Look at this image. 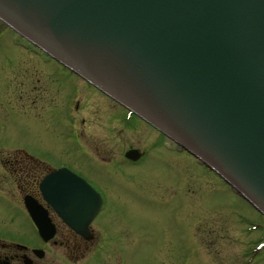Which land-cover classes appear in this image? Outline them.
<instances>
[{
    "label": "water",
    "instance_id": "1",
    "mask_svg": "<svg viewBox=\"0 0 264 264\" xmlns=\"http://www.w3.org/2000/svg\"><path fill=\"white\" fill-rule=\"evenodd\" d=\"M0 21L148 123L264 217V0H0ZM39 189L78 232L101 205L66 169L46 175ZM25 206L48 238L41 208L30 198Z\"/></svg>",
    "mask_w": 264,
    "mask_h": 264
},
{
    "label": "rangeland",
    "instance_id": "2",
    "mask_svg": "<svg viewBox=\"0 0 264 264\" xmlns=\"http://www.w3.org/2000/svg\"><path fill=\"white\" fill-rule=\"evenodd\" d=\"M13 38L0 23L1 98H8L9 87L17 103L14 113L0 101V120L14 114L11 123L8 118L0 122V180L12 172L6 162L18 149L49 167L81 156L80 167L98 170H84L87 177L99 179L108 194L94 225L99 230L110 221L113 237L122 232L116 237L122 244L117 251L109 249L114 244L98 247L96 264H264L263 216L187 152H177L171 141L139 119L127 117L126 109L82 82L87 111L79 128L80 148L61 132L59 136L60 112L55 110L61 109L77 81L72 77L62 85L52 82L47 78L53 73L52 63L45 64L44 57L23 48L18 38L15 44ZM8 61H13L12 68ZM10 75L16 78L14 88L6 83ZM132 148L145 153L140 163H127L125 153ZM6 187L3 181L1 212L14 200ZM9 188L18 193L14 185ZM8 227L0 223V235H9ZM103 238L98 244L104 243Z\"/></svg>",
    "mask_w": 264,
    "mask_h": 264
},
{
    "label": "flooded vegetation",
    "instance_id": "3",
    "mask_svg": "<svg viewBox=\"0 0 264 264\" xmlns=\"http://www.w3.org/2000/svg\"><path fill=\"white\" fill-rule=\"evenodd\" d=\"M0 23L4 27H6V29L9 30V32L13 35V42L15 44L17 43L16 39L18 38L19 40L24 42L20 44L23 48L28 49L33 53H37V55L41 57H44L45 64L52 63V66H54L52 71L53 73H50L47 76V78H50L52 82H59L60 85H62L65 83L66 78L70 79L72 77H74L78 82H72L73 84L71 86V89H69L66 96H64V103L61 104V109L59 108L57 109V111L55 110L56 113L60 112V120H58L57 122L59 126V136V133L61 132V135L66 136L67 139L74 140L75 142H77V144L79 142V128H81V125H84L85 123V119L82 118V115H85L83 112L87 111L84 108L85 103L83 101L85 89H82L81 82L85 84L88 89L93 90L94 93H98L99 95L103 96L104 99L106 98L107 100H110L122 110L125 109L123 106L113 101L107 95L93 87L78 75L71 72L62 64L53 60L52 58H49L43 52L30 45L27 41L18 37V35L8 26L3 24L2 22ZM12 62L13 61H8L6 62V64L11 66L10 64ZM6 83L7 86L13 85L14 88L16 86V78L12 79L10 75V77H8V82ZM13 91L14 90H10L8 87L7 93L9 95L6 100L1 98L0 93V101L4 107L8 106L7 109H13L15 113L17 103L16 98L14 97L15 94L12 93ZM24 92L27 93L26 91ZM19 98L22 99L21 96ZM6 101L7 103H5ZM125 113H127V117L130 116V118H132L133 116L144 122L137 116L130 114L128 110H126ZM13 115V113L12 115L8 113L3 120H0V122L4 121L5 119L7 120L8 118V124L11 123ZM144 123L154 129L148 123ZM60 125H62V130L60 129ZM160 135L162 134L160 133ZM78 148H80L79 144ZM175 148L177 149V152L181 153L184 151L177 146ZM129 150H137L140 154L138 160L136 161H130L126 159L127 163L129 164L140 163L145 157V153L139 151L136 148H132ZM80 158L81 156H72L70 157V159L72 160L70 163L62 161L55 167H49L46 165V163L43 162L42 159L36 158L22 150H14V153L10 154V158H8L6 164L8 165V170L10 169L12 172H10V175L7 177L13 182V184L8 181L6 176H3L0 180V185L4 181V186H7L6 189L8 192H11V198L14 200H11V202H9L7 206H5L6 211L1 212L0 207V223H7L10 226L8 227V229L11 230L9 231L10 234L7 236L0 235V264H96V253L98 247L104 246L106 248L107 244H114L116 247L110 248L113 246L112 245L109 247V249L117 251V247L121 245L122 242L119 237H116L118 235H121L122 232L121 234H119L118 232V234L114 235L113 237V234H111L112 224L110 221L105 222L103 228L101 225L99 229L100 231L96 230L94 225L95 222L101 218V214L104 210L105 201L108 194H106V192L102 189V186H100L101 184L99 182V179H96V177L89 178L84 173V170L87 169L93 170L92 172L95 173L98 172V170H96L95 168L92 169L90 165L80 167L78 165V160ZM195 162L198 165L203 166L198 161L195 160ZM60 169H66L82 178L99 194L101 198V205L98 212L92 218V220L89 221L85 229L81 228V232H78L68 226L64 219L53 209V207L43 199L40 192L39 186L42 179L46 175ZM94 181L96 184L94 183ZM13 185L14 189L18 191V193H12V188L9 187ZM15 194L17 195L16 198H14ZM26 198H30L31 200L35 201L45 214V217L50 225L49 228L51 229L49 233L50 235L48 234V238H44L38 233L35 224L26 209ZM13 203L15 204V206L13 205ZM77 219L83 221L84 218L78 217ZM101 236H104V243L102 245L98 244Z\"/></svg>",
    "mask_w": 264,
    "mask_h": 264
}]
</instances>
